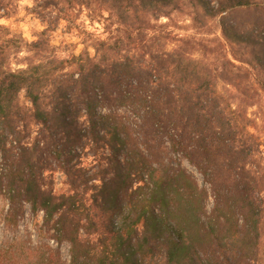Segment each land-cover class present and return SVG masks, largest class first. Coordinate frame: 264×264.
<instances>
[{
	"label": "trees",
	"instance_id": "16d2710c",
	"mask_svg": "<svg viewBox=\"0 0 264 264\" xmlns=\"http://www.w3.org/2000/svg\"><path fill=\"white\" fill-rule=\"evenodd\" d=\"M77 6L98 8L115 27L92 42V54L84 48L59 59L51 29L28 42L0 24L8 202L53 222L51 240L68 244V264H264V145L257 119L247 116L256 90L264 95V0H44L39 7ZM15 7L0 0V21ZM173 13H186L198 35H214L217 21L225 46L215 53L172 38L160 21ZM29 127L37 136L25 144ZM57 171L64 193L44 184ZM35 264L63 263L47 245Z\"/></svg>",
	"mask_w": 264,
	"mask_h": 264
},
{
	"label": "rangeland",
	"instance_id": "374dc122",
	"mask_svg": "<svg viewBox=\"0 0 264 264\" xmlns=\"http://www.w3.org/2000/svg\"><path fill=\"white\" fill-rule=\"evenodd\" d=\"M43 2L44 0H14V6H16L14 14L10 19L1 20L0 24L19 33L28 42L34 41L38 32L46 28L51 29L52 31L47 34V37L50 46L53 48V55L59 59H65L72 54L76 55L84 48L89 49L90 54H92L90 49L92 42L94 40H105L115 30V27H109L110 22L105 20L106 13L101 12L96 7L80 9L77 6L69 11L59 7V9L64 11L58 12L53 9H40ZM255 17H262V15L259 13ZM233 20L238 21L239 19L234 17ZM246 20L242 19L241 21L245 22ZM216 23L217 21L210 23L212 29L215 30L214 35H198L195 33L190 17L186 13H173L168 20L162 19L160 21V24L167 26V31L172 38H186L190 42H195L206 47V50H211L215 53L219 52L216 48L219 43L225 46L220 37V27ZM170 48H172V44L168 45V49ZM224 51L226 50L224 49ZM198 55L197 53L196 56ZM22 56H24V53L18 58ZM215 58L216 54H209L205 56L204 60L211 62ZM256 92L258 94V103L247 111V116L257 119L258 132L262 136L264 145V123H258V119L264 117V95L257 90ZM19 104L27 106L23 94L19 96ZM28 134L30 137L22 141L25 144L31 143L37 136V129L29 127ZM83 161L88 164L87 161ZM182 165L196 178L201 186L202 179L196 171L185 162ZM1 170L2 168L0 167V264H35L37 257L46 251L47 245L59 252L63 264H68V244L62 243L58 245L51 240L52 237L58 236L53 222L45 224L43 214L41 212L32 213L29 206L25 203L11 205L8 202V190L1 176ZM86 171L92 172L88 165ZM48 174L45 173V177ZM44 184L57 193L68 191L66 178L60 171L54 173L51 178L45 179ZM88 204L91 205L90 203ZM210 209L211 200L208 202L207 211ZM114 222L116 223L117 221L115 220Z\"/></svg>",
	"mask_w": 264,
	"mask_h": 264
}]
</instances>
